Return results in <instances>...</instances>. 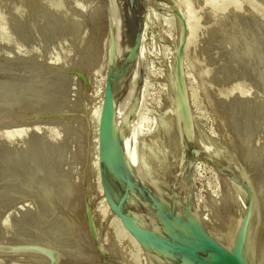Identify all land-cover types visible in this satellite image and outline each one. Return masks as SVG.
<instances>
[{"label":"rangeland","instance_id":"rangeland-1","mask_svg":"<svg viewBox=\"0 0 264 264\" xmlns=\"http://www.w3.org/2000/svg\"><path fill=\"white\" fill-rule=\"evenodd\" d=\"M126 2L131 37L174 69L185 36L180 13L193 17L194 32L190 45L184 48L182 75L192 79L204 101L215 142L209 168L193 185L202 210H209L211 231L215 233L216 227L224 230L225 226V233H216L226 236L233 218L235 221L241 215L244 172L247 180L258 177L252 182L255 189L263 188L264 196V0ZM94 3L0 0V245L59 248L57 251H64L61 264H104L86 249L110 264H122L114 260L124 261L121 251L129 252L118 230L110 229L109 211L98 201L91 172L96 126L87 107L80 70ZM212 61L217 62H213L217 71ZM104 154L115 203L119 204L118 199L126 214L136 215L135 219L146 226L141 228L133 217L126 216L137 222L134 226L138 231H148L151 243L161 245L162 240L151 235L142 211L138 207L131 210L117 190L113 171L117 174L119 170L118 186L125 184L135 197L137 192L129 188L133 183L127 173L117 164L112 169L105 148ZM211 189L219 193L216 208L208 199ZM140 206L147 214L145 206ZM226 213H230L229 222ZM261 218L264 220V212ZM111 232L119 234L109 238ZM130 251L139 264H147L134 248ZM0 264L52 261L32 252L1 250Z\"/></svg>","mask_w":264,"mask_h":264},{"label":"water","instance_id":"water-1","mask_svg":"<svg viewBox=\"0 0 264 264\" xmlns=\"http://www.w3.org/2000/svg\"><path fill=\"white\" fill-rule=\"evenodd\" d=\"M126 1L95 0L80 70L96 126L91 172L101 207L109 211L112 226L147 264H264L261 223L257 213L249 211L253 187L248 185L246 172L242 213L230 236L231 247L212 240L193 209L191 184L209 168L215 142L204 101L192 79L182 75L187 41L184 23V43L174 69L131 37ZM104 148L127 173L133 183L129 188L137 192L134 197L124 184L131 210L138 207L155 225L151 235L159 236L166 226L173 236L172 243L166 242L169 248L163 242L151 243L129 222L123 206L115 203ZM140 205L152 209L155 220ZM1 250L41 254L52 264H60L61 253L53 248L0 245Z\"/></svg>","mask_w":264,"mask_h":264},{"label":"bare ground","instance_id":"bare-ground-1","mask_svg":"<svg viewBox=\"0 0 264 264\" xmlns=\"http://www.w3.org/2000/svg\"><path fill=\"white\" fill-rule=\"evenodd\" d=\"M234 1V0H233ZM236 1V0H235ZM216 3H218V2H215V4ZM249 4V3H248ZM256 6V5H255ZM258 6V5H257ZM260 6V5H259ZM260 8V7H259ZM258 11H259V9H258ZM261 13H263V12H261ZM180 17H181V20H182V22L184 23V25H185V28H186V37H187V41H186V46H185V50L188 48V46L190 45V41H191V39H192V35H193V32H194V30H193V28H194V20H193V17H192V15L190 14V13H188V15H186V14H184V13H180ZM60 18V17H59ZM58 20V19H57ZM57 23V22H56ZM3 29V28H2ZM1 29V30H2ZM1 32L2 31H0V34H1ZM3 34V33H2ZM185 35V34H184ZM2 36H0V38H1ZM184 38H185V36H184ZM5 39V38H4ZM214 61H212V63H211V66L212 67H214L213 66V64L216 62H214ZM217 63V62H216ZM215 63V64H216ZM216 65H218V64H216ZM208 67V66H207ZM209 67H210V64H209ZM211 67V70H213L214 68H212ZM217 67H219V66H217ZM210 69V68H209ZM209 69H207V72H206V75H207V73H208V75L210 74V72L208 71ZM210 70V71H211ZM215 70H216V68H215ZM214 70V71H215ZM217 71V70H216ZM213 72V71H212ZM211 72V73H212ZM216 73V72H215ZM207 75V76H208ZM216 75H217V73H216ZM210 77V79H211V75L209 76ZM213 77H215V75L213 76ZM213 81V80H212ZM211 80H210V82H212ZM238 84H234V87L235 86H237ZM240 86V85H239ZM241 87V86H240ZM240 87H238V88H240ZM243 87V86H242ZM235 88H237V87H235ZM235 88H233V89H235ZM232 89V90H233ZM243 89V88H242ZM246 88H244V90H245ZM240 90H241V88H240ZM239 90V91H240ZM243 91V90H242ZM249 92V91H248ZM247 93V92H246ZM245 92H244V94H246ZM242 95V94H241ZM243 96H245V95H243ZM242 96V97H243ZM49 137H51V136H49ZM36 145V144H35ZM38 145V144H37ZM37 145H36V147H37ZM35 147V146H34ZM40 147V146H39ZM34 149V148H33ZM39 149V148H38ZM35 151V150H34ZM38 151H40V150H38ZM44 151V150H43ZM42 152V151H41ZM43 153V152H42ZM44 154V153H43ZM46 154V153H45ZM48 155V154H47ZM109 161H110V165H111V167H112V169H114V167H115V165H116V163H113V160H112V158L110 157V155H109ZM212 166V165H211ZM215 166V165H214ZM249 169V168H248ZM116 171H117V169H116ZM248 171V170H247ZM118 173H119V170L117 171ZM118 173L117 174H115V171H113V174H114V176H115V185H116V187H117V190L120 192V194L122 195V197H124L125 198V200L128 202V193H127V191H126V188H121V187H119L118 186V184H119V181L117 180V177L116 176H118ZM216 173V172H215ZM252 176V175H251ZM248 177V176H247ZM253 177V176H252ZM221 178V177H220ZM224 178V177H223ZM255 178H258V177H255ZM255 178H252L253 180L255 179ZM251 179V178H250ZM253 180H247L248 181V185L249 184H251L252 185V187H253V192H252V194H251V200H252V205L250 206V208H249V211H250V213H257V215L259 216V219H260V223H261V229H262V236L264 237V227H263V224L264 223H262V221H264L262 218H261V212H264V210L262 211L261 210V208H260V205L261 204H263L262 203V196H263V192L261 191V189L263 190V188L261 187V188H259V187H257L256 186V189H255V186L253 185L254 183L252 182ZM255 181V180H254ZM203 182V181H202ZM256 182V181H255ZM257 183H258V181H257ZM257 183L255 184V185H257ZM195 184V183H194ZM199 184V183H198ZM206 184V183H205ZM119 187V188H118ZM208 188V187H207ZM217 189V188H216ZM195 191H196V189H194V185L193 184H191V192H192V205H193V209H194V212H195V214H196V217H197V219H198V222H199V224L200 225H202L203 226V228H205L206 229V231H207V234H208V236L213 240H216V241H218V242H220V243H222L223 245H226V246H228V247H231V243H230V236H231V233H232V231L236 228V226L239 224V222H240V218H241V215H240V217H237V220L235 219V221H234V218H233V222L231 223V224H229L230 225V229H229V233H227L226 234V236H221V235H219V234H217L216 232H218L219 233V230H221L220 231V234H222L221 232H223L225 229H227V228H225V226L224 227H222L224 230H222L221 228L218 230V227H216L217 229V231L215 232V233H213L211 230H212V227L209 225V221H208V213H207V211H209V210H202V208L204 207L202 204H200L199 203V201H198V199H197V197H196V194H195ZM208 191V190H207ZM217 191L218 190H215V189H211V191H209V193H208V199L211 201V203H215V207L214 208H216V205H218V203H216V202H218V200H220L219 199V197H218V194L219 193H217ZM115 194V193H114ZM198 194V193H197ZM199 195V194H198ZM205 195V194H204ZM207 196V195H206ZM264 197V196H263ZM207 198V197H206ZM218 198V200L216 201V202H214L215 201V199H217ZM224 198V197H223ZM222 199V198H221ZM264 199V198H263ZM200 200V199H199ZM208 200V201H209ZM117 202H119V204H121L122 205V203L117 199ZM203 202H204V200H203ZM260 202H261V204H260ZM264 202V201H263ZM202 203V202H201ZM209 203V206L210 205H212L213 206V204H210V202H208ZM222 203H224L223 201H222ZM204 204H205V202H204ZM220 205H221V203H219ZM200 205H202V207H200ZM242 205V204H241ZM264 205V204H263ZM211 206V207H212ZM219 206V205H218ZM217 206V207H218ZM222 206V205H221ZM220 206V207H221ZM225 205H223V207H224ZM227 206V205H226ZM239 206V205H238ZM220 207H218V208H220ZM231 207V206H230ZM232 207H233V205H232ZM231 207V208H232ZM262 207V206H261ZM217 208V209H218ZM227 208V207H226ZM230 208V209H231ZM236 208V207H235ZM238 208V207H237ZM236 208V209H237ZM263 208V207H262ZM145 209H146V211H147V214H148V216L150 217V218H152V219H154V217H153V213H154V211L152 210V209H150V208H148V207H146L145 206ZM210 209V208H209ZM222 209V207L220 208V210ZM228 209V208H227ZM106 210V209H105ZM212 210V209H211ZM234 210V209H233ZM233 210H231V211H233ZM241 210V209H240ZM126 211V210H125ZM227 211V210H226ZM102 212H104V210L102 211ZM222 212H224V209L222 210ZM221 212V213H222ZM229 212V211H228ZM106 212H104V214H105ZM127 213V212H126ZM133 213V212H132ZM225 213V212H224ZM223 213V215L225 216V214ZM235 213V215H236V213L237 212H234ZM234 213L233 214H231V215H233L234 216ZM239 213V212H238ZM238 213H237V215H238ZM242 213V210H241V212H240V214ZM129 214V213H128ZM128 214H126L127 216H128ZM210 214V213H209ZM130 215V214H129ZM133 215V214H132ZM132 215H130L131 217H133ZM229 215H230V213H229ZM228 213H226V216H227V218H228ZM136 216V215H135ZM135 216L133 217V219H135ZM105 217V216H104ZM129 217V216H128ZM262 217H263V215H262ZM107 218H108V215H107ZM226 218V219H227ZM105 219H106V217H105ZM229 219L230 218H228V222H229ZM231 219H232V217H231ZM107 220V219H106ZM110 219H108V221H109ZM128 220H129V218H128ZM138 220V219H137ZM136 219L134 220V221H137ZM155 220V219H154ZM210 220V219H209ZM108 221H106V222H108ZM131 221H133L132 220V218H131ZM133 221V222H134ZM130 222V221H129ZM130 222L131 224H135V223H139V221H137V222ZM212 222V221H211ZM227 222V221H226ZM228 222H227V224H228ZM109 224H111V228L110 229H112V223H111V220L108 222ZM142 223V222H141ZM149 225H150V227L153 229L154 227H155V225L152 223V222H150L149 220H148V222H147ZM107 224V223H106ZM108 224V225H109ZM140 224V223H139ZM226 224V223H225ZM108 225H106V226H108ZM141 225V228H142V226H144L143 224H140ZM212 225V224H211ZM146 226V225H145ZM109 227V226H108ZM107 227V228H108ZM116 227V226H115ZM134 227H136V225L134 226ZM227 227V226H226ZM137 228V227H136ZM139 228V227H138ZM146 228V227H145ZM211 228V229H210ZM228 228H229V226H228ZM116 229V228H115ZM115 229L113 228V230L115 231ZM148 229V228H147ZM159 229V228H158ZM213 229H215L214 227H213ZM106 230H108V229H106ZM112 230V231H113ZM145 230L146 229H144V232H145ZM111 231V230H110ZM213 231H215V230H213ZM109 232V231H108ZM118 232V231H117ZM162 233H159L160 235L158 236L157 234V236L162 240V242H163V244H164V247H170V245H168L167 243H172V240H173V236L171 235V232H170V230L165 226V228H164V226L162 227V231H161ZM223 233H225V232H223ZM110 234V233H109ZM109 234H108V236H109ZM113 233L111 232V235L109 236V238L111 237V236H113L114 234H119V233H114L113 235H112ZM147 234H148V231H147ZM146 234V235H147ZM149 235V234H148ZM116 236H119V235H116ZM150 236V235H149ZM115 237V236H114ZM56 239H58V238H56ZM56 239H54V241L56 240ZM115 239V238H114ZM117 239V238H116ZM119 239V238H118ZM122 239V238H121ZM121 239H119V240H121ZM264 239V238H263ZM119 240H117V241H119ZM123 240V239H122ZM151 240H152V238H151ZM57 241V240H56ZM55 241V242H56ZM59 241V240H58ZM57 241V242H58ZM120 243L121 242H123V241H119ZM167 242V243H166ZM53 243V242H52ZM40 244V243H39ZM50 244V243H49ZM126 244V242L124 243V245ZM56 245V244H55ZM119 245V244H118ZM124 245H123V247H124ZM43 246H45V245H43ZM52 246H54L53 244H52ZM120 246H122V244L120 245ZM126 246V248L128 247V245H125ZM51 248H53V247H51ZM57 248V247H56ZM125 248V247H124ZM57 249H59V248H57ZM56 249V250H57ZM63 249V248H62ZM121 249V248H120ZM127 249H129V252H128V250L125 252V253H123L122 254V251H121V255L124 257L123 258V260L125 261H120V260H114V262H119V263H122V264H139L138 262H137V259L135 258V257H133V254L131 255V249H132V246H130L129 245V248H127ZM123 250V249H122ZM58 251H60V250H58ZM61 251H63V250H61ZM61 251H60V253H61ZM67 252V251H66ZM119 252V251H118ZM63 253H64V251H63ZM115 253V252H114ZM134 254H136V253H134ZM120 255V254H119ZM39 256V255H38ZM61 256V255H60ZM117 256V255H116ZM135 256H137V255H135ZM115 257V256H114ZM10 258V257H9ZM13 258V257H12ZM60 258V257H59ZM59 258H58V260H59ZM79 258V257H78ZM118 258V257H117ZM119 258H120V256H119ZM77 259V258H76ZM75 259V260H76ZM62 260V259H61ZM45 261V260H44ZM83 261V260H82ZM62 262V261H61ZM127 262V263H126ZM86 263V262H85ZM61 264V263H60ZM62 264H64V263H62ZM66 264V263H65Z\"/></svg>","mask_w":264,"mask_h":264}]
</instances>
